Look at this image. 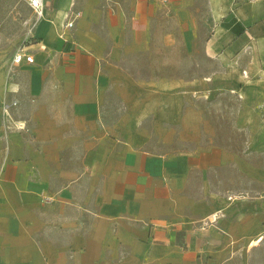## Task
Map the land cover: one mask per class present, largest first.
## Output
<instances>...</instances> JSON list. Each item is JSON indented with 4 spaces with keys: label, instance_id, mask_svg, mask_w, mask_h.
Wrapping results in <instances>:
<instances>
[{
    "label": "crops",
    "instance_id": "crops-1",
    "mask_svg": "<svg viewBox=\"0 0 264 264\" xmlns=\"http://www.w3.org/2000/svg\"><path fill=\"white\" fill-rule=\"evenodd\" d=\"M44 3L34 61L0 47V264H256L264 0ZM201 33L214 67L178 74ZM206 90L237 100L243 149L211 137Z\"/></svg>",
    "mask_w": 264,
    "mask_h": 264
},
{
    "label": "rangeland",
    "instance_id": "rangeland-1",
    "mask_svg": "<svg viewBox=\"0 0 264 264\" xmlns=\"http://www.w3.org/2000/svg\"><path fill=\"white\" fill-rule=\"evenodd\" d=\"M35 22V15L27 0H0V47L19 48L30 40V31ZM205 33H201L200 41L194 54L181 51L178 56V74H194L207 76L212 68L201 47ZM173 66V65H172ZM200 105L205 109L210 121L211 137L225 144L243 149L248 139V132L235 124L237 100L221 91H204ZM261 247L255 256L256 264H264V239L259 241Z\"/></svg>",
    "mask_w": 264,
    "mask_h": 264
},
{
    "label": "built area",
    "instance_id": "built-area-1",
    "mask_svg": "<svg viewBox=\"0 0 264 264\" xmlns=\"http://www.w3.org/2000/svg\"><path fill=\"white\" fill-rule=\"evenodd\" d=\"M28 4L30 5L31 9L33 10V13L35 15V20L40 19L44 15V8L45 3L44 0H27ZM78 13H76L75 17L68 19L65 24L64 28H72L74 26V20L77 17ZM13 63L20 64L24 60L27 62H33L34 56L33 54L25 47V45H21L13 54ZM229 198H232V195H229ZM212 221H216V219L219 216V211L214 212L211 214Z\"/></svg>",
    "mask_w": 264,
    "mask_h": 264
}]
</instances>
